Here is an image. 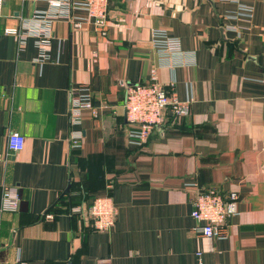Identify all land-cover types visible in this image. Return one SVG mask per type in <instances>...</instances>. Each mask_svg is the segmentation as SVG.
Here are the masks:
<instances>
[{
	"label": "crops",
	"instance_id": "0c3cea01",
	"mask_svg": "<svg viewBox=\"0 0 264 264\" xmlns=\"http://www.w3.org/2000/svg\"><path fill=\"white\" fill-rule=\"evenodd\" d=\"M62 1L60 11L3 0L0 155L8 132L25 145L0 159V200L11 188L20 198L0 214V264H264V0H109L103 29L85 0ZM156 30L178 39L173 64L155 51ZM152 69L191 103L135 146L121 83L148 84ZM81 88L98 115L74 124L71 91ZM197 190L238 197L223 238L196 229ZM101 197L117 209L106 233L72 211Z\"/></svg>",
	"mask_w": 264,
	"mask_h": 264
},
{
	"label": "built area",
	"instance_id": "2783aa9c",
	"mask_svg": "<svg viewBox=\"0 0 264 264\" xmlns=\"http://www.w3.org/2000/svg\"><path fill=\"white\" fill-rule=\"evenodd\" d=\"M109 0H85L80 7L84 8L89 18L94 19V23L100 29L106 26V12ZM53 9L68 7V3L62 0H49ZM3 12V0H0V17ZM243 14L251 18L252 12L248 9H242ZM59 18L61 15L55 14ZM43 22H46L48 36L50 35L51 21L40 16ZM74 28L81 27V23L71 22ZM9 35H18L15 29L5 31ZM152 45L155 51L160 55L163 62L168 65L173 64L172 59L181 57L178 39L170 36L166 31L156 30L152 33ZM48 39L40 42L41 46H46ZM125 90L124 116L127 124L131 127L128 134L129 142L132 145H143L153 130L163 124L167 113L173 118L181 119L189 112L190 100L181 102L175 95L168 94L163 85L158 81L157 70L152 69L148 84L126 85L121 83ZM89 112L93 117L98 115V110L93 106L92 94L89 89L81 88L71 91L70 118L74 124H80L82 114ZM78 139L72 141V147L78 146ZM25 139L16 132L7 133V151L0 159L13 158L24 149ZM238 197L234 194L223 197L215 190L201 191L197 190L191 200V217L198 223L196 228L204 238L220 239L225 236L227 223L235 217L237 211ZM20 198L17 190L14 188L5 189L2 192L0 200V214L15 213L19 210ZM75 213H81L83 217L92 222L95 231L106 233L114 225L117 216V209L114 207L111 198H96L89 208H76L72 210ZM45 218H52V215L45 214ZM201 254L199 253L198 256Z\"/></svg>",
	"mask_w": 264,
	"mask_h": 264
},
{
	"label": "water",
	"instance_id": "95a60500",
	"mask_svg": "<svg viewBox=\"0 0 264 264\" xmlns=\"http://www.w3.org/2000/svg\"><path fill=\"white\" fill-rule=\"evenodd\" d=\"M65 193H68V189L66 190V192Z\"/></svg>",
	"mask_w": 264,
	"mask_h": 264
},
{
	"label": "trees",
	"instance_id": "16d2710c",
	"mask_svg": "<svg viewBox=\"0 0 264 264\" xmlns=\"http://www.w3.org/2000/svg\"><path fill=\"white\" fill-rule=\"evenodd\" d=\"M93 200H94V199H93ZM93 200H92V201H93ZM49 213H50V212H49Z\"/></svg>",
	"mask_w": 264,
	"mask_h": 264
}]
</instances>
